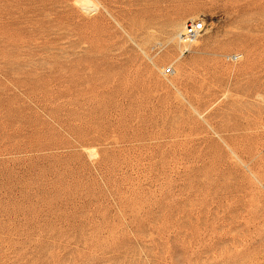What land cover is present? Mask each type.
Masks as SVG:
<instances>
[{"label": "rangeland", "instance_id": "rangeland-1", "mask_svg": "<svg viewBox=\"0 0 264 264\" xmlns=\"http://www.w3.org/2000/svg\"><path fill=\"white\" fill-rule=\"evenodd\" d=\"M78 1L0 0V264H264V0Z\"/></svg>", "mask_w": 264, "mask_h": 264}, {"label": "built area", "instance_id": "built-area-1", "mask_svg": "<svg viewBox=\"0 0 264 264\" xmlns=\"http://www.w3.org/2000/svg\"><path fill=\"white\" fill-rule=\"evenodd\" d=\"M203 30L204 23L201 20H188L184 23L183 31L178 36V41L182 52H187L190 46L200 38ZM227 59L231 63L238 60L236 55H230V57ZM173 73L174 71L172 67H167L162 70V75L164 77H171L173 76Z\"/></svg>", "mask_w": 264, "mask_h": 264}, {"label": "bare ground", "instance_id": "bare-ground-1", "mask_svg": "<svg viewBox=\"0 0 264 264\" xmlns=\"http://www.w3.org/2000/svg\"><path fill=\"white\" fill-rule=\"evenodd\" d=\"M80 7L85 11V12H94L97 10V6L94 4V2H92L91 0H79L78 1ZM157 18L159 20V25L163 26V22H165V18H167V15L166 14H163V10H160V14L157 15ZM183 27H184V24L182 26V29L181 31L178 33V35L176 36L175 38V41H176V44L178 45L179 48L180 45H179V41H178V36L179 34L183 31ZM196 42V41H195ZM194 42V43H195ZM193 43V44H194ZM189 51V50H188ZM230 56H227L226 58H229ZM237 57V56H236Z\"/></svg>", "mask_w": 264, "mask_h": 264}]
</instances>
